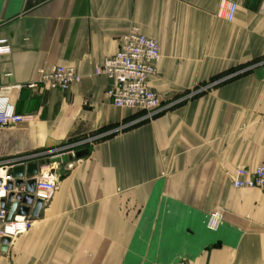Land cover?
<instances>
[{
  "label": "crops",
  "instance_id": "obj_1",
  "mask_svg": "<svg viewBox=\"0 0 264 264\" xmlns=\"http://www.w3.org/2000/svg\"><path fill=\"white\" fill-rule=\"evenodd\" d=\"M222 2L238 6L232 23ZM263 2L0 0L12 49L0 96L31 117L0 128V169L90 145L50 165L52 200L7 251L0 242V264H264V190L233 186L239 169L264 165ZM132 29L161 49L151 88L170 107L151 119L114 107L112 82L95 75ZM53 65L80 83L26 87Z\"/></svg>",
  "mask_w": 264,
  "mask_h": 264
},
{
  "label": "built area",
  "instance_id": "obj_2",
  "mask_svg": "<svg viewBox=\"0 0 264 264\" xmlns=\"http://www.w3.org/2000/svg\"><path fill=\"white\" fill-rule=\"evenodd\" d=\"M237 4L221 3L220 16L224 14V19L228 23L235 20ZM264 15V2L261 7ZM12 49L7 39H0V60L9 56ZM162 58L161 49L158 42L143 35L138 29H132L127 33L122 41L119 51L107 58L104 63L95 71L96 76H104L113 87L107 95L112 105L118 109L137 111L143 114L142 119H151L168 109L161 97L151 88V79L157 74V67ZM39 80L30 83L26 87L29 89L47 88L58 91H69L74 85L80 83L81 77L73 68L53 65L42 67L38 70ZM1 88V83H0ZM31 117L18 115L14 104L9 97L0 96V128L13 127L27 123ZM77 152H59L53 158L73 157L76 159ZM51 158V159H53ZM45 158L37 160L40 162ZM72 164H69V168ZM4 171V176L1 172ZM0 202L7 199L10 191L8 184L15 183L16 179L11 171L0 169ZM36 179V191L33 194L35 201L41 200L45 206L55 194L58 183V168L40 167ZM233 186L236 189L258 188L264 190V165L251 171L239 169L233 179ZM13 192L26 195L25 187L14 188ZM9 208H2L0 205V242L7 238L10 244L22 235L27 234L32 228L33 220L31 216L15 215L9 220ZM222 214L214 212L207 217L206 226L210 230H215L222 221Z\"/></svg>",
  "mask_w": 264,
  "mask_h": 264
},
{
  "label": "water",
  "instance_id": "obj_3",
  "mask_svg": "<svg viewBox=\"0 0 264 264\" xmlns=\"http://www.w3.org/2000/svg\"><path fill=\"white\" fill-rule=\"evenodd\" d=\"M233 77H228L221 82H225ZM83 157L81 153L76 154V159L80 160ZM73 157H63V158H53L48 160H41L40 162L30 163L28 165L18 166L12 169L11 174L16 179L15 183L10 182L8 184V190L10 191L7 199H3L0 202L2 208H6L7 205L10 206L9 220H11L15 215L21 216H31L32 220L39 218L41 211L44 207L41 200L35 201L33 194L36 191V179H34L39 174V168L48 167L54 164L68 163L73 161ZM25 178H29L28 181H25ZM2 180L0 179V186ZM23 188L25 187L26 195L21 193H14V188ZM31 208H33L31 210ZM2 250L7 251L10 244V240L4 238L1 241Z\"/></svg>",
  "mask_w": 264,
  "mask_h": 264
},
{
  "label": "trees",
  "instance_id": "obj_4",
  "mask_svg": "<svg viewBox=\"0 0 264 264\" xmlns=\"http://www.w3.org/2000/svg\"><path fill=\"white\" fill-rule=\"evenodd\" d=\"M235 72V71H232ZM89 150H90V145H85V146H81L79 148L76 149L77 153H81L83 155L82 158L88 156L89 154Z\"/></svg>",
  "mask_w": 264,
  "mask_h": 264
}]
</instances>
